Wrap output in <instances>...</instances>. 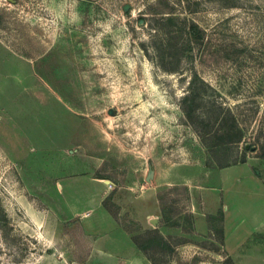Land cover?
I'll list each match as a JSON object with an SVG mask.
<instances>
[{"label": "rangeland", "instance_id": "rangeland-1", "mask_svg": "<svg viewBox=\"0 0 264 264\" xmlns=\"http://www.w3.org/2000/svg\"><path fill=\"white\" fill-rule=\"evenodd\" d=\"M263 150L264 0H0V264H138L108 254L125 238L151 264H264ZM234 164L237 226H200Z\"/></svg>", "mask_w": 264, "mask_h": 264}, {"label": "crops", "instance_id": "crops-1", "mask_svg": "<svg viewBox=\"0 0 264 264\" xmlns=\"http://www.w3.org/2000/svg\"><path fill=\"white\" fill-rule=\"evenodd\" d=\"M238 165L239 164H234L211 172L210 179L213 184L208 186L202 184L199 186L198 197L202 205V211L197 213L196 220H198L200 226L207 227L206 216H214L220 211L224 220L225 233L227 229L233 230L237 226L238 223L233 224V215H238L241 208H238L237 203L233 200L234 192L230 191L232 189L233 175L228 171L236 169ZM241 165L246 166V172L249 171L250 166L247 163ZM256 174H258L257 180L262 181L264 185V178L261 177L260 172ZM262 189L264 190V187H262ZM158 213L159 212L156 211L154 212V214ZM250 215L248 219H245V222L248 221L247 224L254 230L255 234H260V236L264 235V202L259 208L252 209ZM240 221H244V218H241ZM116 242L114 241L112 244H116L117 246L114 245L115 247L108 251V254L112 255L114 258L122 257L126 260L134 259L138 264H151L129 238H125L124 240L119 239Z\"/></svg>", "mask_w": 264, "mask_h": 264}, {"label": "trees", "instance_id": "trees-1", "mask_svg": "<svg viewBox=\"0 0 264 264\" xmlns=\"http://www.w3.org/2000/svg\"><path fill=\"white\" fill-rule=\"evenodd\" d=\"M188 34L190 36L193 37V39L197 40L202 38L200 29L195 25V24H191L188 27ZM199 94V92L197 90H194L193 86L190 85V89H188V92L182 97L181 99V109L182 112L184 113V115L186 116V118L188 120H190L192 123H194V115L197 109V105L195 104V101L197 100V95ZM229 112V111H228ZM220 125H222V121L219 122ZM219 129H223V131L226 132V136L231 135L233 132H236L237 134H235L236 136V140H228L227 142L230 141H239L241 138V132L240 129L237 128L234 120H233V124L229 127L226 126H221ZM260 157L264 158V150L262 151V153L260 154ZM136 246L138 247V249H140L141 251H143L142 246H140L139 244L136 243ZM153 263V262H152ZM155 264V263H153Z\"/></svg>", "mask_w": 264, "mask_h": 264}, {"label": "water", "instance_id": "water-1", "mask_svg": "<svg viewBox=\"0 0 264 264\" xmlns=\"http://www.w3.org/2000/svg\"><path fill=\"white\" fill-rule=\"evenodd\" d=\"M108 113H109V114H113L112 109L108 110ZM152 175H153V171L150 170L149 173H148L147 176H146V180L149 181L150 178L152 177Z\"/></svg>", "mask_w": 264, "mask_h": 264}]
</instances>
